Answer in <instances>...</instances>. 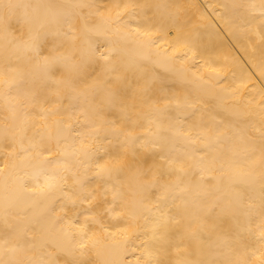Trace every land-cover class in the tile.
<instances>
[{
  "label": "bare ground",
  "instance_id": "bare-ground-1",
  "mask_svg": "<svg viewBox=\"0 0 264 264\" xmlns=\"http://www.w3.org/2000/svg\"><path fill=\"white\" fill-rule=\"evenodd\" d=\"M114 81L134 127L98 111ZM129 133L152 167L109 181ZM73 259L264 264V0H0V264Z\"/></svg>",
  "mask_w": 264,
  "mask_h": 264
},
{
  "label": "snow or ice",
  "instance_id": "snow-or-ice-1",
  "mask_svg": "<svg viewBox=\"0 0 264 264\" xmlns=\"http://www.w3.org/2000/svg\"><path fill=\"white\" fill-rule=\"evenodd\" d=\"M110 55L111 51H100L94 45H89L87 59L90 62H104V67L107 71L110 65ZM43 59L45 61V69L49 73L47 79L53 80V76L57 72H59L61 76H64L66 78L63 82H66L73 91H75L76 87H78L79 84L83 82L81 79V64H77L72 58H62L56 55L53 51L44 56ZM118 79L119 78H117V80ZM53 82L59 84L62 81L53 80ZM136 96H139L141 102H143L142 93H137ZM97 106L99 112H103L105 108L119 107L120 111L125 116L126 126L134 127L136 125V121L133 120L130 115V113L136 106V99L133 96H129L127 91L122 89L119 83L115 81L106 83L104 85L102 94L97 98ZM119 134L123 135V133ZM137 145H139V148H143L145 146L143 138L139 136H132L131 133H129L126 139L123 141L121 147L131 146V154H129L128 152H119L118 155L124 158L120 166L105 167L102 171V174L108 177L109 181L113 180L118 175H127L129 173L137 176L149 174V170L151 169L152 165H148L147 161L142 159ZM81 188H83V184H81ZM112 195L113 203L121 198L118 181L116 182V188L113 190ZM93 198L94 197L91 194L85 195L86 200H91ZM88 223L95 225L98 224L99 221L95 219L91 221L86 220L85 224ZM69 264H80V262L73 259L69 261ZM161 264H163V262H161ZM180 264H187V262H180Z\"/></svg>",
  "mask_w": 264,
  "mask_h": 264
}]
</instances>
